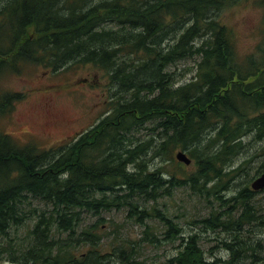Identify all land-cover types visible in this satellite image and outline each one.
<instances>
[{"label": "trees", "instance_id": "obj_1", "mask_svg": "<svg viewBox=\"0 0 264 264\" xmlns=\"http://www.w3.org/2000/svg\"><path fill=\"white\" fill-rule=\"evenodd\" d=\"M239 1L0 0V81L29 66L94 65L124 94L100 124L59 148L21 145L0 131V264L131 262L132 242L106 251L102 244L101 215L124 208L127 219L158 218L167 240H182L168 264H264V240L244 236L264 225L252 204L256 192L248 185L224 196L255 159L237 158L264 141V0H250L263 24L248 54L238 52L222 20ZM186 60L194 63L192 78L180 84L178 65ZM23 97L0 91V117ZM148 122L150 136L136 143L130 134ZM177 150L188 153L193 168L175 161ZM259 152L264 157V146ZM157 159L171 165L155 166ZM263 173L264 161L256 178ZM179 187L213 200L199 223L234 235L222 241L225 255L207 257L199 233L187 236L157 208ZM139 199L154 204L141 207ZM85 215L98 219L83 227ZM25 226L24 243L13 245V230Z\"/></svg>", "mask_w": 264, "mask_h": 264}, {"label": "rangeland", "instance_id": "obj_2", "mask_svg": "<svg viewBox=\"0 0 264 264\" xmlns=\"http://www.w3.org/2000/svg\"><path fill=\"white\" fill-rule=\"evenodd\" d=\"M222 20L231 28L240 54H248L255 50L260 41L259 32L263 24V12L259 7L253 5L250 0H241L232 9L224 12ZM193 64L191 60L179 63L177 73L183 78L180 84L192 78V74L187 73L188 68ZM182 74L187 75L182 76ZM0 91L24 96L16 102L10 115L0 117V131L11 135L21 145L36 143L42 149L62 147L74 141L81 133L100 124L111 113L113 108L111 102L114 104L120 96L124 95L122 91H119L118 86L111 84L106 74L94 65H71L58 71L41 66H29L19 74L11 73L4 77L0 81ZM130 96L127 94L126 99ZM152 126H154L152 122L138 126L130 137L136 143L139 140H145L150 136L149 129ZM251 142L250 139L246 140V144ZM263 146L264 141L254 140L237 158V161L242 163L255 157L250 167H247L248 170L242 172L237 181L229 183L227 192L224 193L228 199L244 187L248 185L251 187L257 176L256 170L264 161L262 153L259 152ZM259 154L261 156H258ZM154 164L160 166L162 163L160 159H157ZM193 167V165L190 166V168ZM236 167L237 165L234 168ZM212 201L211 199L208 203L204 198L192 193L188 187H179L172 192L171 196L158 199L155 205L179 225L187 236L199 233L200 245L207 257H210L212 252L223 256L226 252L222 241L228 237V234L220 229L212 231L199 223L210 216ZM139 202L141 207L148 208L154 204L152 201L147 202L143 199H139ZM254 202L256 206L263 209L264 213V192L256 194ZM35 204L39 205L38 201ZM219 207L220 204L214 202L216 210L226 209ZM257 210L259 212V209ZM240 213L241 210L236 212L235 216L237 217ZM101 216L106 220L103 224L104 251L112 250L115 244L122 246L124 242H132L134 245H129L130 252H133L134 256L132 261L115 264H168V259L174 257L180 250L182 240L179 238L167 240L166 228L158 218H149L146 225L139 224L133 219H127L126 208L104 212ZM96 217L85 215L82 226L94 224L98 219ZM148 226L152 228L150 230L155 236H159V242L154 240L152 235L146 234ZM117 227L119 231H113ZM262 229L264 231V228ZM11 237L13 245L24 243L27 238L26 226L15 228ZM77 252H85L84 247L78 245ZM4 258L7 261L8 255L5 254Z\"/></svg>", "mask_w": 264, "mask_h": 264}, {"label": "bare ground", "instance_id": "obj_3", "mask_svg": "<svg viewBox=\"0 0 264 264\" xmlns=\"http://www.w3.org/2000/svg\"><path fill=\"white\" fill-rule=\"evenodd\" d=\"M174 159H175V161H176V158L174 157ZM161 165L160 166H170L171 164H169L168 163V160L167 161H162L161 160ZM159 166V167H160ZM250 187V186H249ZM250 189L253 191V192H256V194H258L259 192H261V191H257V190H255L253 187H252V185H251V187H250ZM255 199V198H254ZM252 204H254V208L255 209H259V216L261 217V218H264V213H263V209L261 208V207H259V206H256L255 205V202L253 201L252 202ZM259 226H260V229H258L257 231H254L250 236H246V235H244L245 236V240H247V241H250V242H252V241H258V240H264V231H263V229L262 228H264V225L262 224V223H260L259 224ZM233 234H229L228 235V237L226 238V241H232V239H233ZM264 242V241H263Z\"/></svg>", "mask_w": 264, "mask_h": 264}, {"label": "water", "instance_id": "obj_4", "mask_svg": "<svg viewBox=\"0 0 264 264\" xmlns=\"http://www.w3.org/2000/svg\"><path fill=\"white\" fill-rule=\"evenodd\" d=\"M177 158L179 161L184 162L187 165L191 164V159L187 156L185 152H179L177 154ZM252 187L257 191L264 190V174H262L253 182Z\"/></svg>", "mask_w": 264, "mask_h": 264}, {"label": "flooded vegetation", "instance_id": "obj_5", "mask_svg": "<svg viewBox=\"0 0 264 264\" xmlns=\"http://www.w3.org/2000/svg\"><path fill=\"white\" fill-rule=\"evenodd\" d=\"M93 128V127H92Z\"/></svg>", "mask_w": 264, "mask_h": 264}]
</instances>
